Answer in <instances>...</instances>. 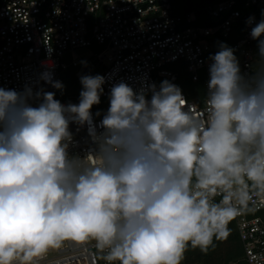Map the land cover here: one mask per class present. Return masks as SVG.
Masks as SVG:
<instances>
[{
    "label": "clouds",
    "instance_id": "clouds-1",
    "mask_svg": "<svg viewBox=\"0 0 264 264\" xmlns=\"http://www.w3.org/2000/svg\"><path fill=\"white\" fill-rule=\"evenodd\" d=\"M250 36V74L225 43L210 55L200 110L167 79L114 84L99 125L103 75L80 77L78 104L0 87V264H40L68 242L104 264H182L264 208V19ZM40 80L65 88L48 70ZM70 123L87 125L83 156L69 151Z\"/></svg>",
    "mask_w": 264,
    "mask_h": 264
},
{
    "label": "built area",
    "instance_id": "built-area-1",
    "mask_svg": "<svg viewBox=\"0 0 264 264\" xmlns=\"http://www.w3.org/2000/svg\"><path fill=\"white\" fill-rule=\"evenodd\" d=\"M264 0H248L247 5ZM236 0H225L207 8L217 20L214 26L195 25V13L177 14L170 0H0V87L23 91L25 86L54 92L62 104L72 103L61 96L60 90L40 80L48 70L53 79L64 84L65 72L76 70L79 85L82 75L97 74L106 78L101 102L92 107L93 122L99 125L110 106V90L121 81L138 91L142 84H159L167 79L177 84V73L168 68L174 61L183 60L194 81L200 71L209 81V57L217 48L215 42L204 38L221 32L227 37L233 22L240 16ZM254 17L252 24L247 23ZM246 31L234 45L241 49V71L250 74L258 60L257 41L250 36L251 28L259 22L256 15L245 17ZM94 46L99 49L94 48ZM91 51L92 62L86 66L79 61L77 49ZM49 65H54L49 68ZM83 87V86H82ZM189 106L200 110L203 100L182 91ZM78 104L80 96L70 94ZM148 99L151 93H148ZM39 101H33L36 106ZM100 111L101 115L96 116ZM70 123L69 130L78 143L70 153L83 156L91 145L87 125L79 128ZM97 131H101L97 127ZM236 225L243 255L230 264H264V208L237 217ZM40 264H104L95 249L78 248L68 242L50 252Z\"/></svg>",
    "mask_w": 264,
    "mask_h": 264
},
{
    "label": "trees",
    "instance_id": "trees-1",
    "mask_svg": "<svg viewBox=\"0 0 264 264\" xmlns=\"http://www.w3.org/2000/svg\"><path fill=\"white\" fill-rule=\"evenodd\" d=\"M172 8L177 14H187L190 12L195 13V25L197 26H214L217 24V20L209 15L207 8L215 7L220 2L225 0H170ZM248 0H236L235 9L240 11V16L233 22L232 31L229 36L225 37L221 32H217L212 36H207L204 39L208 42H215L217 48L214 50L215 54L220 50L219 45L225 43L227 46L234 48L236 42L244 35L246 31L245 23L243 22L245 17L256 15L259 21L264 19L262 11H264V1H258L256 3L250 2L247 5ZM94 48H96L94 46ZM96 49H99L97 47ZM235 49V48H234ZM235 55L240 57L241 49H235ZM178 75L177 84L183 91L184 88L191 86V94L198 96L199 100H203L206 97L205 83L207 81V74L204 70L200 71V78L197 81L192 79V73L188 71L187 64L183 60H178L168 65ZM64 77V90L60 91L61 96L68 98L70 102H76L75 99L69 97L70 94H77L80 96L82 86L79 85L78 77L76 76V70L71 68L65 72ZM95 106V105H93ZM229 234L226 238L221 240H215L213 245L205 252L199 248L193 249L191 247L185 253L182 264H230L240 256L243 255V247L239 240L236 225L232 221L229 224Z\"/></svg>",
    "mask_w": 264,
    "mask_h": 264
},
{
    "label": "rangeland",
    "instance_id": "rangeland-1",
    "mask_svg": "<svg viewBox=\"0 0 264 264\" xmlns=\"http://www.w3.org/2000/svg\"><path fill=\"white\" fill-rule=\"evenodd\" d=\"M77 52L79 53V61H82V59L84 58V59H86L89 63L90 62H92V57H90V54H91V51L90 50H88V49H86V48H79V49H77ZM168 68H170L169 66H168ZM171 69V68H170ZM173 70V69H172ZM189 87V89H191V86H188ZM188 88H184V91L185 90H189ZM189 91H191V90H189ZM193 97H195L196 99H199L198 98V96H194L193 95Z\"/></svg>",
    "mask_w": 264,
    "mask_h": 264
}]
</instances>
